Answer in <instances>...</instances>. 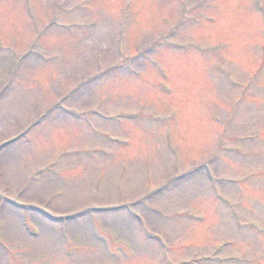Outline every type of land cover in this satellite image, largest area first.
<instances>
[{
  "label": "rangeland",
  "instance_id": "obj_1",
  "mask_svg": "<svg viewBox=\"0 0 264 264\" xmlns=\"http://www.w3.org/2000/svg\"><path fill=\"white\" fill-rule=\"evenodd\" d=\"M0 264H264V0H0Z\"/></svg>",
  "mask_w": 264,
  "mask_h": 264
}]
</instances>
